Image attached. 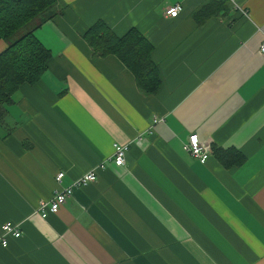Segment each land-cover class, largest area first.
<instances>
[{
    "label": "crops",
    "instance_id": "obj_1",
    "mask_svg": "<svg viewBox=\"0 0 264 264\" xmlns=\"http://www.w3.org/2000/svg\"><path fill=\"white\" fill-rule=\"evenodd\" d=\"M58 1L64 12L34 31L47 69L0 119V233L20 232L0 264H264V0L225 2L202 23L194 13L217 0ZM98 20L151 43L156 92L92 54L83 34ZM191 133L212 145L204 163L183 149ZM114 143H128L124 165L109 160ZM216 148L234 154L220 161Z\"/></svg>",
    "mask_w": 264,
    "mask_h": 264
},
{
    "label": "trees",
    "instance_id": "obj_2",
    "mask_svg": "<svg viewBox=\"0 0 264 264\" xmlns=\"http://www.w3.org/2000/svg\"><path fill=\"white\" fill-rule=\"evenodd\" d=\"M204 4L194 13L197 23H202L225 1ZM64 7L58 0H0V40L7 46L0 52V119L12 102V95L23 84L38 81L47 69L51 52L35 36L34 31L44 22L60 15ZM24 29L22 32H20ZM14 35H18L10 40ZM83 38L96 56L114 55L134 76L137 88L143 94L156 92L160 76L151 59L153 46L135 28L117 36L102 20L90 25ZM220 161L234 154L232 151L214 149Z\"/></svg>",
    "mask_w": 264,
    "mask_h": 264
},
{
    "label": "built area",
    "instance_id": "obj_3",
    "mask_svg": "<svg viewBox=\"0 0 264 264\" xmlns=\"http://www.w3.org/2000/svg\"><path fill=\"white\" fill-rule=\"evenodd\" d=\"M225 2H230L234 6H238L237 0H223ZM182 6L180 4H175L169 6L165 14L169 17H176L181 11ZM244 14H247L245 10H242ZM260 52L264 54V43L259 48ZM140 141L141 138H138ZM114 153L112 157L109 159L113 162V164L120 166L125 163V154L128 149V143H114ZM183 149L188 152L190 155L198 159L199 162L204 163L206 159L212 153V145L209 142L203 141L199 138L197 133H191L187 136L186 141L183 144ZM103 167V163L98 166L90 169L88 172L84 173L82 176L75 179L69 186L59 188L51 197L49 203H40L39 204V212L42 217H46L48 213H57L60 207L65 202L66 198L69 197L73 190L78 187H84L92 182H94L97 178L96 171L99 168ZM63 176L62 172H58L55 175L56 182H59ZM19 237L20 232L16 224L12 222H5L1 226L0 233V249L7 247L8 237Z\"/></svg>",
    "mask_w": 264,
    "mask_h": 264
},
{
    "label": "rangeland",
    "instance_id": "obj_4",
    "mask_svg": "<svg viewBox=\"0 0 264 264\" xmlns=\"http://www.w3.org/2000/svg\"><path fill=\"white\" fill-rule=\"evenodd\" d=\"M24 29H22L20 32H22ZM18 35H14L10 40H13L15 37H17Z\"/></svg>",
    "mask_w": 264,
    "mask_h": 264
}]
</instances>
